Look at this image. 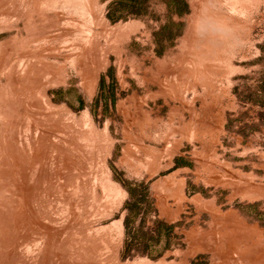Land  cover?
<instances>
[{"label": "rangeland", "instance_id": "374dc122", "mask_svg": "<svg viewBox=\"0 0 264 264\" xmlns=\"http://www.w3.org/2000/svg\"><path fill=\"white\" fill-rule=\"evenodd\" d=\"M0 264H264V0H0Z\"/></svg>", "mask_w": 264, "mask_h": 264}, {"label": "bare ground", "instance_id": "6f19581e", "mask_svg": "<svg viewBox=\"0 0 264 264\" xmlns=\"http://www.w3.org/2000/svg\"><path fill=\"white\" fill-rule=\"evenodd\" d=\"M42 263V262H41Z\"/></svg>", "mask_w": 264, "mask_h": 264}]
</instances>
